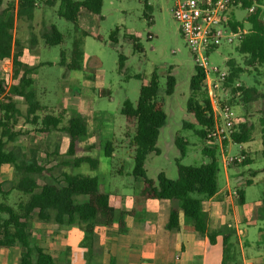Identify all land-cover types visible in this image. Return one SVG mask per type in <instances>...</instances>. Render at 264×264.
<instances>
[{
    "label": "rangeland",
    "instance_id": "1",
    "mask_svg": "<svg viewBox=\"0 0 264 264\" xmlns=\"http://www.w3.org/2000/svg\"><path fill=\"white\" fill-rule=\"evenodd\" d=\"M35 1L32 19L15 17L12 32L14 51H19V60L32 69L30 76L36 98L46 112L62 115L61 125L66 123L69 108L82 109L88 129L82 144L93 142L99 134L102 142L113 138L114 144V154L111 157L103 155L101 149L98 151L99 163L95 169L89 168L86 163L78 167L68 165L66 161L70 160V156L66 152L67 134L58 130H51L47 135L36 132L34 129L38 124L32 125L24 121L25 104L21 97H15L20 111L15 129L24 133L16 142H7L4 148L9 150L14 147L26 160L33 156L39 165L48 170L37 175L38 186L52 181L65 171L96 176L111 193L114 187L120 186L122 190L135 195V188L140 182L132 176L133 149L130 139L134 129L126 123L120 114V108L125 99L132 104L136 103L140 85L148 83L153 73L157 75V99L163 102L166 119L156 141L159 152L149 153L145 159L146 177L156 180L158 173L163 172L167 178L175 179L176 161L184 165L207 164L210 161L202 148L212 143L199 137L193 129L184 127V123L190 120L186 103L191 95L189 81L194 73V61L172 16L171 0H103L100 12L102 19L98 23L100 40L76 32L71 22L57 16L58 0H55L54 6H47L43 0ZM8 2L9 0H2L0 10ZM14 3L16 4L15 0ZM235 15L242 19L246 16V10L237 9ZM50 24H54L63 34L62 43L47 45L44 42L42 35ZM115 28L118 29L116 43L110 39ZM129 34L137 35L141 50L133 48ZM74 37H79L81 41L82 62L80 69L69 70L59 64L60 51L68 53ZM235 45H221L209 55L208 60L225 69L227 60L233 59L237 65L247 70L239 75L237 81L244 88H255V92L235 98L233 107L236 123L249 121L254 124V128L247 153L251 161L243 165L235 164L236 168H231L230 171L250 176L248 170L264 167V156L261 154L264 135V123L261 122L264 117V65L257 67L258 73L245 66L243 56L237 52ZM119 55L124 56L121 70L118 66ZM168 75H172L175 80L171 94L165 93ZM0 78L6 80V88L12 81V77H6L1 71ZM102 88H106L109 93L102 95L99 92ZM179 140L184 142L183 155L177 144ZM227 145V154L239 153L241 145L231 142ZM219 158L217 155V159ZM218 168L220 171V166ZM262 176L264 171L255 175L253 184L244 186L248 202L261 197L264 192V183L258 181ZM18 177V172L12 165L1 167L0 181L9 193L8 202L13 206L25 199L20 191L13 188ZM83 224L76 222L68 230L67 224L55 225L52 221L32 219L30 241L37 245L42 243L55 251L53 256L57 263H63L67 256L80 258L71 249L75 247L80 250L90 240L81 227ZM56 226L61 228L64 235L62 246L68 244L65 252L52 245L50 234L51 231L52 234L56 233ZM56 235L57 233L54 234ZM19 256L18 246L0 248V264H17ZM91 261L92 264H104L101 255L91 258ZM109 264H113V261Z\"/></svg>",
    "mask_w": 264,
    "mask_h": 264
},
{
    "label": "trees",
    "instance_id": "2",
    "mask_svg": "<svg viewBox=\"0 0 264 264\" xmlns=\"http://www.w3.org/2000/svg\"><path fill=\"white\" fill-rule=\"evenodd\" d=\"M9 0L0 10V64L7 58H12V81L6 88V80L0 78V169L3 165L10 164L18 172V180L13 186L20 191L25 199L13 206L8 202V191L0 181V248H20L17 264H59L53 255L37 244L30 241L32 219L42 222H55L58 224H74L83 222V229L90 237L94 238L96 226H111L114 222V209L110 197L105 192L103 184L96 176L85 174H72L61 172L52 181L37 184V175L48 171L39 165L32 156L25 159L24 155L13 147L5 150L7 142H16L24 133L15 129L19 109L15 97H21L25 104L24 121L28 124H38L35 131L47 135L51 130L63 131L67 134V155L70 160L66 164L78 167L86 163L89 168L98 166V151L111 157L114 151L113 140L102 142L99 137L87 145L82 144L87 134V122L82 110L70 108L67 111L66 123L61 125L62 115L45 111L33 90V79L30 76L32 69L22 64L19 60L20 52L14 51L13 28L15 17L32 19L35 0ZM47 6H54L55 0H43ZM103 0H58L57 16L71 22L76 32L90 35L100 40L101 35L98 23L102 19L100 14ZM250 4L249 0H242V9ZM2 0H0V6ZM231 26H247V32L236 43L235 48L243 56V64L252 68L256 73L257 67L264 65V23L255 14L245 19L229 20ZM115 28L111 34L112 42H117ZM47 45H58L63 41V34L54 24H50L42 35ZM134 49L141 50L136 34H129ZM119 70L122 68L124 56L119 55ZM82 62V49L79 37H74L68 53L60 51L59 64L69 70L80 69ZM228 75L225 85L236 82L244 71L233 59L227 60ZM204 74L194 65V73L190 77L189 87L191 95L187 99L186 111L190 120L184 127L193 129L202 139H208V131L212 127L213 119L209 105L208 95L203 83ZM175 86L172 75L166 79V94H171ZM157 75L153 73L148 83H142L139 88L135 104L125 99L120 108V114L126 123L134 129L130 139L132 145V176L141 179L139 197L142 199H168L170 202L166 227L168 230L180 228L179 213H182V229L187 232L206 235L210 243H214L219 231L209 229L208 214L202 209V201L215 194L217 185V148L204 146L202 152L210 161L207 164L184 165L176 161L177 177L167 178L163 172L158 173L156 180L145 175L144 162L149 153H158L156 141L161 127L165 123V112L162 100L157 99ZM243 96L255 92V88L239 87ZM233 91L236 88L232 89ZM100 93H109L102 88ZM235 101V100H233ZM234 103V102H233ZM264 123V117L261 119ZM254 124L249 121H240L235 124L231 134V141L236 144L248 142L252 139ZM184 154V142L177 141ZM95 152L94 154H81V152ZM261 154L264 156V135L261 140ZM250 159L246 157L241 163L247 164ZM264 170V169H263ZM247 180L246 184H249ZM80 196V197H79ZM263 204L252 211V216L264 218ZM120 224V223H119ZM228 243V236L223 235L221 264H238ZM68 264V263H64Z\"/></svg>",
    "mask_w": 264,
    "mask_h": 264
},
{
    "label": "crops",
    "instance_id": "3",
    "mask_svg": "<svg viewBox=\"0 0 264 264\" xmlns=\"http://www.w3.org/2000/svg\"><path fill=\"white\" fill-rule=\"evenodd\" d=\"M100 135L96 137L102 140ZM250 141L239 144L241 145L239 153L245 158L248 157ZM94 153V151L86 152V154ZM217 155L220 157L217 159V165L220 166V171L218 168L217 173L218 189L213 196L202 201V209L209 217V229L219 231L214 243H210L206 235L184 231L181 227L184 221L181 212L179 213L180 228L168 230L166 223L169 200L140 198L141 179L135 178L140 182L135 188L137 191L135 195L122 190L120 186L114 187L111 193L100 181L105 192L109 194L114 209V222L111 226H96L94 238L90 239L88 236L90 240L80 250L75 247L71 249L72 253L78 254L80 258L67 256L64 257L63 263L59 264H64L65 261L69 264H92L91 258L99 255L102 256L104 264H109L111 261L113 264H221L223 235L228 236L227 244L234 250L235 253L232 254L238 264H264V218L257 219L252 216V211L263 204L264 192L261 197L248 202L244 189L245 185L253 184V178L257 173L263 172L264 167L248 170L250 176H244L231 172L230 169L236 168L235 165H224L218 150ZM249 159L251 161V158ZM247 180L249 184H246ZM258 181L264 183V176ZM55 225L61 224L55 223ZM83 226L84 224L81 225ZM72 227L73 224H67L68 230ZM54 232L57 233L56 236L52 231L50 234L52 245H55L57 250L67 251L68 244L62 246L64 235L61 228L56 226ZM39 246L55 255V251L48 246L42 243H39ZM110 257L113 259L110 260Z\"/></svg>",
    "mask_w": 264,
    "mask_h": 264
},
{
    "label": "built area",
    "instance_id": "4",
    "mask_svg": "<svg viewBox=\"0 0 264 264\" xmlns=\"http://www.w3.org/2000/svg\"><path fill=\"white\" fill-rule=\"evenodd\" d=\"M172 16L178 24L180 34L188 46L194 65L204 74L203 83L208 95L212 112L213 124L208 131V140L220 152L222 162L226 166L240 164L245 156L241 153L227 154L225 144L231 142V134L235 130V115L233 112L235 98L242 92L241 83L236 81L225 85L228 75L227 67L221 69L211 64L209 55L223 44H236L247 32V26L229 24L235 12L242 6V0H171ZM250 4L245 9L246 16L255 14L264 23V0H249ZM0 71L6 77L13 74L12 58L3 60ZM236 88L235 91L232 89Z\"/></svg>",
    "mask_w": 264,
    "mask_h": 264
}]
</instances>
